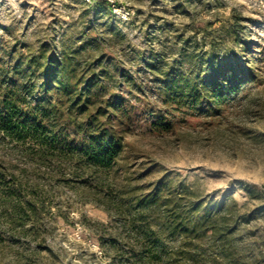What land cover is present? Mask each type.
Returning <instances> with one entry per match:
<instances>
[{"label":"rangeland","instance_id":"obj_1","mask_svg":"<svg viewBox=\"0 0 264 264\" xmlns=\"http://www.w3.org/2000/svg\"><path fill=\"white\" fill-rule=\"evenodd\" d=\"M105 1L0 0V264H264V0Z\"/></svg>","mask_w":264,"mask_h":264},{"label":"trees","instance_id":"obj_2","mask_svg":"<svg viewBox=\"0 0 264 264\" xmlns=\"http://www.w3.org/2000/svg\"><path fill=\"white\" fill-rule=\"evenodd\" d=\"M102 4H107L106 1H102ZM58 66L61 67V69L66 72V74L70 73L69 71V66L70 64V59L69 57H64V59L61 62H57ZM223 69H220L222 71ZM230 79L228 78V83L230 84L232 80H238L239 79V70L235 65H232L230 67ZM52 81V78H50L49 74L46 73L43 78V89L47 90L49 88V84ZM80 79L77 78L76 84L78 85ZM196 90H198V86L196 85ZM60 90H58L59 92ZM70 99L73 100V103L76 104V109L68 110L69 113L72 115L75 113L76 117L81 115L83 118V122L85 124L89 125L90 128L92 129L90 134L92 142L98 144L97 146L99 147L98 150H93L90 152L91 157L95 163L102 167L109 168L113 166L114 161H115V155L118 152H121L123 150L122 142L120 138L117 136V134L110 129H104L101 127L100 124V112L97 109H94L92 106L89 104V100L84 98L82 94H77V92H72L70 95ZM55 110L52 113H55L58 115V107L54 106L53 107ZM51 109V108H50ZM52 110V109H51ZM72 111V113H71ZM43 113H48V112H43ZM50 113V112H49ZM19 115L18 110L16 108H7V107H0V122L6 123V133L8 135H12V133H16L18 131L19 125L13 123V116ZM50 115V114H47ZM56 117V116H54ZM25 119V115L22 116V120ZM25 121V120H24ZM34 125L35 129V134H40L46 135L48 133V129H50V124L51 122L43 123L42 119H38L37 117L34 118ZM22 123H24L22 121ZM54 122L51 123V126L53 127ZM52 129V128H51ZM16 131V132H15ZM264 196V192H262ZM165 211L164 215L166 216V222L164 225L167 226L168 229H171L172 231L178 229V227H181V221L177 220V218L173 217V210L168 208L170 205L165 202L164 204ZM161 230V229H160Z\"/></svg>","mask_w":264,"mask_h":264},{"label":"built area","instance_id":"obj_3","mask_svg":"<svg viewBox=\"0 0 264 264\" xmlns=\"http://www.w3.org/2000/svg\"><path fill=\"white\" fill-rule=\"evenodd\" d=\"M82 1L85 3L91 4V5H94V4H99L105 0H82ZM111 3H112L110 5L111 10L116 16L126 19L129 15H131V13L125 7L117 6L113 1H111Z\"/></svg>","mask_w":264,"mask_h":264}]
</instances>
